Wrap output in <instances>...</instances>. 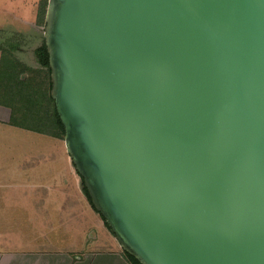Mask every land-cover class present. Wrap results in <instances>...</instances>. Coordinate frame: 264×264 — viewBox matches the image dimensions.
Segmentation results:
<instances>
[{
    "label": "water",
    "instance_id": "water-1",
    "mask_svg": "<svg viewBox=\"0 0 264 264\" xmlns=\"http://www.w3.org/2000/svg\"><path fill=\"white\" fill-rule=\"evenodd\" d=\"M50 95L141 264H264V0H48Z\"/></svg>",
    "mask_w": 264,
    "mask_h": 264
},
{
    "label": "crops",
    "instance_id": "crops-1",
    "mask_svg": "<svg viewBox=\"0 0 264 264\" xmlns=\"http://www.w3.org/2000/svg\"><path fill=\"white\" fill-rule=\"evenodd\" d=\"M39 1L0 0V29L32 24ZM11 114L0 104V264H132L84 193L64 138L12 125Z\"/></svg>",
    "mask_w": 264,
    "mask_h": 264
},
{
    "label": "rangeland",
    "instance_id": "rangeland-1",
    "mask_svg": "<svg viewBox=\"0 0 264 264\" xmlns=\"http://www.w3.org/2000/svg\"><path fill=\"white\" fill-rule=\"evenodd\" d=\"M40 4L41 0L34 13L32 24L0 29V46L8 51L7 62L2 75L5 79L4 83L15 86L20 91V94H25L26 92L27 94L32 93L35 95L38 92H42L46 95L49 88L48 68L41 67L36 57V49L43 42L41 35H43L44 24L40 20ZM17 46L21 47L20 51L14 49ZM20 81L26 82L23 84L25 89L21 88ZM30 86H32V89L28 88ZM39 106L45 112L52 110L54 105L52 101L48 104L44 101V98H40Z\"/></svg>",
    "mask_w": 264,
    "mask_h": 264
},
{
    "label": "trees",
    "instance_id": "trees-1",
    "mask_svg": "<svg viewBox=\"0 0 264 264\" xmlns=\"http://www.w3.org/2000/svg\"><path fill=\"white\" fill-rule=\"evenodd\" d=\"M47 4H48V0H41L40 9H39L40 20L43 21L44 25H45V14H46ZM41 36L43 38V42L36 49V57L38 64L41 67L48 68L49 71V88L47 90L46 95L45 93L42 92H38L35 95H33L32 93L27 94L26 92L25 94H20V91L15 86L4 83L5 79L2 76L3 75V71H2V73H0V104L6 105L9 108H11L12 114H11L10 123L12 125L40 133H45L55 137L64 138L65 127L57 113L55 102L50 95V91L52 88V80L50 76L51 71L49 67V54L46 45L44 43V37L43 35ZM14 49L19 50L20 47L17 46V48ZM5 52L8 53V51L5 50L4 54ZM19 83L21 88H24L23 84H25L26 82L20 81ZM28 88L32 89V86ZM40 98H44V101H46L48 104H50V102L52 101L54 105L53 109L50 111L43 112L42 107L39 106ZM82 185H83L84 193L87 195L88 199L92 203L88 190L84 185L83 178H82ZM106 224L110 228L107 222ZM126 256L130 260V262H132V264H141L133 255L129 254L128 252H126Z\"/></svg>",
    "mask_w": 264,
    "mask_h": 264
}]
</instances>
